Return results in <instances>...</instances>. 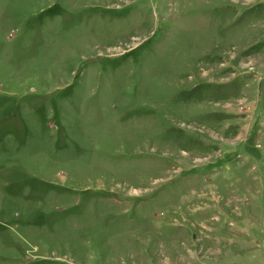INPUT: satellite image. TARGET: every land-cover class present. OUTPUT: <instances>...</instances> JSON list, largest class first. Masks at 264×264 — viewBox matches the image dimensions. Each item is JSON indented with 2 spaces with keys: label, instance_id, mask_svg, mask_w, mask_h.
I'll list each match as a JSON object with an SVG mask.
<instances>
[{
  "label": "rangeland",
  "instance_id": "obj_1",
  "mask_svg": "<svg viewBox=\"0 0 264 264\" xmlns=\"http://www.w3.org/2000/svg\"><path fill=\"white\" fill-rule=\"evenodd\" d=\"M0 264H264V0H0Z\"/></svg>",
  "mask_w": 264,
  "mask_h": 264
}]
</instances>
